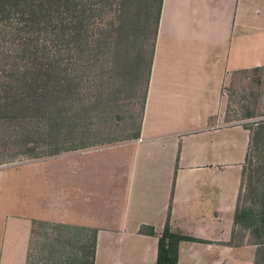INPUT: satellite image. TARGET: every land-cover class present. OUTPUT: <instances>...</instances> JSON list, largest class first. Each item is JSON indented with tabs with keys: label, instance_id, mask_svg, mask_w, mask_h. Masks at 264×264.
Listing matches in <instances>:
<instances>
[{
	"label": "crops",
	"instance_id": "0c3cea01",
	"mask_svg": "<svg viewBox=\"0 0 264 264\" xmlns=\"http://www.w3.org/2000/svg\"><path fill=\"white\" fill-rule=\"evenodd\" d=\"M263 69L264 0H162L136 136L44 159L26 197L0 194V264H77L39 224L93 231L91 264H157L167 226L203 241L181 242L178 264H254L256 245L232 244L251 131L224 123L222 94Z\"/></svg>",
	"mask_w": 264,
	"mask_h": 264
},
{
	"label": "trees",
	"instance_id": "16d2710c",
	"mask_svg": "<svg viewBox=\"0 0 264 264\" xmlns=\"http://www.w3.org/2000/svg\"><path fill=\"white\" fill-rule=\"evenodd\" d=\"M129 8V0H0V152H4L3 146L8 150L12 144L31 143L45 135L46 122L63 119L66 108L76 105L81 88L91 85L95 53L108 57V49L114 67L118 64L136 72L133 67L141 58L139 35ZM96 21L104 23V28ZM112 68H104L106 75ZM249 130L251 144L244 177L253 154L264 155V123L253 134ZM51 136L54 143H61L59 134ZM60 147L51 155L70 150ZM32 152L28 149L26 154H16L14 150L13 157H29ZM3 161L0 164L6 163ZM253 164L256 171H264V160ZM239 201L236 225L257 239L264 238V192L261 212L241 208ZM142 234L156 236L153 228L142 229ZM184 241L203 243L173 233L167 226L159 237L157 264H178L179 245ZM254 245V264H264V240Z\"/></svg>",
	"mask_w": 264,
	"mask_h": 264
},
{
	"label": "rangeland",
	"instance_id": "374dc122",
	"mask_svg": "<svg viewBox=\"0 0 264 264\" xmlns=\"http://www.w3.org/2000/svg\"><path fill=\"white\" fill-rule=\"evenodd\" d=\"M161 5L162 0H129L130 16L137 20L141 57H139V64L137 62L133 67L137 69L135 73L134 69L133 71L129 68L125 70L118 64L114 67L112 63L114 58L110 57L108 49L105 51L106 54L108 52V57L95 53L93 62L96 66L94 78L90 81L91 85L81 88L76 105L66 108L63 119L50 123L46 122L43 125L45 135L35 137L31 143L17 146L12 144L8 150L7 147H2L4 152H0V163L5 159L6 161L3 162L6 163L0 164V181L3 180L0 194H2L4 202L12 198L15 200L16 195L18 198L26 197V176L34 170L30 167L41 163L44 159L57 156L51 155V153L59 144H61L60 148L70 149L67 152H71L83 147H102L125 142L136 136L144 108ZM96 22L99 28H104V23ZM104 68L112 69L106 75L107 70L105 71ZM226 91L227 101L222 114L224 123L228 126L242 125L251 129L253 134L257 126L264 123V69L236 75L227 86ZM74 130L77 132L75 133ZM1 132L6 136L4 130ZM54 133L59 134L58 139L61 140V143L52 141L54 137L51 134ZM76 137L79 138L78 142L74 141ZM28 149L33 150L30 156H38V158L24 156L23 154H26ZM14 150L16 154H23L15 158L13 157L15 156ZM49 154L51 156H48ZM253 155L252 159L254 160H251V164L245 173L239 205L241 208L254 209L258 213L262 210L261 195L264 192V171H256L253 162L259 163L261 161L262 163L264 155L256 153ZM35 169L41 170L42 168L36 167ZM15 170L20 172V175H16L13 178L14 181H10L11 177L8 178V175ZM54 234L67 236L58 240L67 249V254L74 252L75 249L76 252H82L81 264H91L94 249L93 231L46 224H39L36 229V235L39 238L54 236ZM263 240L264 238L257 239L251 231L239 225L234 230L232 244H254ZM36 247L37 249L42 247L41 241L36 243ZM65 257L66 260L69 259L68 255ZM80 257L78 255L77 264H80ZM37 259H39L38 256L32 257L31 264H38Z\"/></svg>",
	"mask_w": 264,
	"mask_h": 264
},
{
	"label": "built area",
	"instance_id": "2783aa9c",
	"mask_svg": "<svg viewBox=\"0 0 264 264\" xmlns=\"http://www.w3.org/2000/svg\"><path fill=\"white\" fill-rule=\"evenodd\" d=\"M222 95H223V96H227V91L224 90Z\"/></svg>",
	"mask_w": 264,
	"mask_h": 264
}]
</instances>
